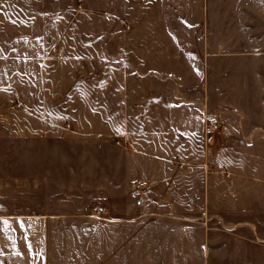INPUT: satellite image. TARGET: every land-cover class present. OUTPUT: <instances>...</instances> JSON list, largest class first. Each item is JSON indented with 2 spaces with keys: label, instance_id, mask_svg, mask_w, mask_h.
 I'll use <instances>...</instances> for the list:
<instances>
[{
  "label": "rangeland",
  "instance_id": "374dc122",
  "mask_svg": "<svg viewBox=\"0 0 264 264\" xmlns=\"http://www.w3.org/2000/svg\"><path fill=\"white\" fill-rule=\"evenodd\" d=\"M45 213L85 221L70 261L120 218L119 264H264V0H0L4 264Z\"/></svg>",
  "mask_w": 264,
  "mask_h": 264
},
{
  "label": "crops",
  "instance_id": "0c3cea01",
  "mask_svg": "<svg viewBox=\"0 0 264 264\" xmlns=\"http://www.w3.org/2000/svg\"><path fill=\"white\" fill-rule=\"evenodd\" d=\"M29 216V215H28ZM11 217L9 214L7 218ZM0 220L7 222L6 217H0ZM42 226H43V233L41 234V252L39 257L36 259L35 264H55L56 261V255L53 254L52 252H49V248H52V244H48L50 241V237L52 234H56L58 232L59 227L58 226H67V241L66 245L69 249V255H68V260L66 261L65 264H88L84 262V260H77L75 261V258H73L76 255L83 254L85 251L88 249V246H86L85 242L90 238V236L84 231L85 233H76L74 230V227L78 229L80 226H85V221L80 218H74V217H67L66 219L58 218L55 214L53 213H45L44 215L41 216L40 219ZM92 221V220H91ZM89 221V222H91ZM94 221V220H93ZM95 222V221H94ZM110 226H123L126 225L125 222H129L128 220H122L120 218H109ZM104 221H98V227L99 229L97 230V233L94 234L97 240H99L98 246H93L91 250H93L96 254V257L98 258V261L93 260L92 264H119L118 263V257L117 255H113L111 259L108 260V256H105L104 253H99V251L106 252L107 251V245L106 242H108V231L106 229V226L108 225ZM71 229V230H70ZM110 237V236H109ZM75 240V241H74ZM102 241V244H101ZM137 243L139 241L135 240ZM110 242V241H109ZM113 246H110L111 248L118 247L116 244V240L113 242ZM132 241H129V245L125 248V251L130 252V258H133L134 262H124L123 259L121 258L120 261L122 264H139V244L135 246L132 244ZM53 244L56 246V240L53 242ZM51 245V246H50ZM70 249H71V255L73 254L72 260L70 261ZM104 255V257H103ZM104 258V259H103ZM74 259V260H73ZM10 260V259H9ZM8 258H1L0 259V264H4L7 261H9ZM128 260V259H125ZM131 260V259H130ZM141 264H144L141 263ZM154 264V263H152Z\"/></svg>",
  "mask_w": 264,
  "mask_h": 264
},
{
  "label": "built area",
  "instance_id": "2783aa9c",
  "mask_svg": "<svg viewBox=\"0 0 264 264\" xmlns=\"http://www.w3.org/2000/svg\"><path fill=\"white\" fill-rule=\"evenodd\" d=\"M136 192H137V191H135V192L132 193V197H133L134 199H136L137 204H139V203H140V199L138 198V195H137ZM97 212H98V213H99V212H105V209H103V207H101V206H98V207H97Z\"/></svg>",
  "mask_w": 264,
  "mask_h": 264
}]
</instances>
